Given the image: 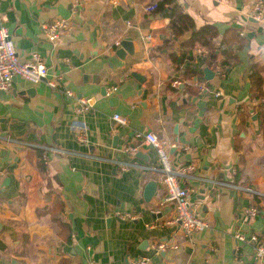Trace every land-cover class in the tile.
Here are the masks:
<instances>
[{
    "label": "crops",
    "instance_id": "1",
    "mask_svg": "<svg viewBox=\"0 0 264 264\" xmlns=\"http://www.w3.org/2000/svg\"><path fill=\"white\" fill-rule=\"evenodd\" d=\"M153 2L0 0V25L19 58L38 52L48 67L45 80L16 77L0 91V264L255 261L256 244L264 243V127L250 75L254 64L264 66V18L250 16L255 0H179L197 28L234 29L247 40L233 44L237 58L223 70L225 56L209 65L205 49L183 45L191 32L175 37L170 17L145 10ZM59 18L71 26L51 42L42 25ZM126 38L134 53L123 59L116 51ZM80 98L90 99L89 111H77ZM137 132L161 139L176 168L194 166L181 183L208 229L187 235L171 223L163 175L147 169L157 167L158 153ZM130 143L139 144L136 155L123 151ZM115 160L130 166L121 170ZM150 181L157 189L147 201ZM250 206L262 212L249 216ZM118 211L136 218L120 219ZM237 232L258 240L237 241Z\"/></svg>",
    "mask_w": 264,
    "mask_h": 264
},
{
    "label": "built area",
    "instance_id": "2",
    "mask_svg": "<svg viewBox=\"0 0 264 264\" xmlns=\"http://www.w3.org/2000/svg\"><path fill=\"white\" fill-rule=\"evenodd\" d=\"M158 7L156 2H153L145 7L147 12H154ZM257 22L263 21L264 18V0H255L253 10L250 15ZM71 22L67 18L56 19L52 23H45L42 25V30L45 37L54 42L60 37L61 33L68 30ZM151 39V35L147 36ZM118 45V44H117ZM48 67L44 63L40 53L35 52L28 61H22L17 53L15 43L4 24L0 25V91H8L16 77L32 83H39L47 78ZM47 84L55 88L58 81L55 79L47 80ZM116 88H111L109 91H114ZM68 96H73L71 90H66ZM92 108L90 99H79L77 106L78 112L89 111ZM112 119L121 125L128 126L129 119L120 114L115 113ZM136 139L144 144L154 147L158 153L159 162L157 167H147L151 170H160L163 175V184L165 186V195L163 203H172L175 207V216L171 223H178L182 226L187 235H192L195 232L206 230L210 227L207 219L197 215L195 209L190 203V194L188 188L184 187L181 183V178L189 177L193 169V165H187L176 168L171 161L169 150L166 144L159 139L153 132H137ZM82 138V136H80ZM139 149V144L130 143L123 147V151L136 155ZM121 170H126L130 165L127 162L115 160ZM240 189L253 192L250 188L239 187ZM262 212L257 206H250L246 209L249 216H257ZM117 217L123 220H132L136 218L134 212H117ZM237 241L248 242L249 240L257 242V236L252 235L247 237L243 232H237L235 235ZM160 250H164V245H159ZM255 261L249 264H264V243L256 244V251L254 255ZM132 264H152L151 257L141 256L135 259Z\"/></svg>",
    "mask_w": 264,
    "mask_h": 264
},
{
    "label": "trees",
    "instance_id": "3",
    "mask_svg": "<svg viewBox=\"0 0 264 264\" xmlns=\"http://www.w3.org/2000/svg\"><path fill=\"white\" fill-rule=\"evenodd\" d=\"M158 4L154 14H164L170 17L169 28L172 35L181 37L188 32H191V37L183 43L186 47L190 45L195 47L199 45L207 51L206 59L209 65L216 63L219 56H225V59L220 61L223 70H227L233 59L237 58V54L233 49V44L238 43L239 47L247 44V40L241 37L234 30H228L224 35H221L218 29L211 24H206L200 28L196 27L192 16L187 14L179 0H154ZM264 66L258 63L254 64L250 75L251 93L253 99L258 101V108L261 111L262 125L264 127ZM70 242V239L69 241ZM58 264H71L69 257H63Z\"/></svg>",
    "mask_w": 264,
    "mask_h": 264
},
{
    "label": "water",
    "instance_id": "4",
    "mask_svg": "<svg viewBox=\"0 0 264 264\" xmlns=\"http://www.w3.org/2000/svg\"><path fill=\"white\" fill-rule=\"evenodd\" d=\"M127 53H130V54H133V53H134L133 41H132L131 38H126V39L122 40L121 43L119 44V47H118L117 51H116V54H117L119 57L123 58V59L125 58V56H126ZM204 72H205V78H206L207 80H211V79H213L215 73H214L211 69H209V68H205ZM133 75H134L137 79H139V80H141V81L143 80L142 75H140L139 73L134 72ZM86 77H87V76H86ZM105 90H107V86H104V87L102 88V91H103V92H106ZM34 92H35L34 89H28V90H27V93H28L29 95H31V96L34 94ZM138 155H141V154L138 153ZM156 189H157V183H156V182H154V181H150V182L147 184V186H146V188H145V199H146L147 201H150V200H151V198L154 196V194H155V192H156Z\"/></svg>",
    "mask_w": 264,
    "mask_h": 264
}]
</instances>
